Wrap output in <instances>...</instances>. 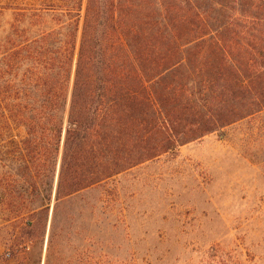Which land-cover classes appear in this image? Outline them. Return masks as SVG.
Instances as JSON below:
<instances>
[{"label": "trees", "instance_id": "trees-1", "mask_svg": "<svg viewBox=\"0 0 264 264\" xmlns=\"http://www.w3.org/2000/svg\"><path fill=\"white\" fill-rule=\"evenodd\" d=\"M15 9L0 52V218L14 249L51 212L44 264L63 202L264 110V0ZM84 241L74 264H122L117 236Z\"/></svg>", "mask_w": 264, "mask_h": 264}, {"label": "rangeland", "instance_id": "rangeland-1", "mask_svg": "<svg viewBox=\"0 0 264 264\" xmlns=\"http://www.w3.org/2000/svg\"><path fill=\"white\" fill-rule=\"evenodd\" d=\"M42 5L0 0V52L15 8ZM42 28L43 20L31 32ZM50 221L51 212L44 235L12 249L0 218V264H44ZM55 223L52 264L57 255L74 264L92 235L117 236L122 264H264V110L74 195Z\"/></svg>", "mask_w": 264, "mask_h": 264}]
</instances>
